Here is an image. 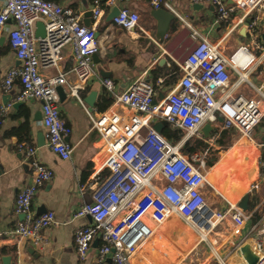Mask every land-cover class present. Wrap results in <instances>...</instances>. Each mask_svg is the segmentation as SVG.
Listing matches in <instances>:
<instances>
[{
	"label": "built area",
	"instance_id": "obj_1",
	"mask_svg": "<svg viewBox=\"0 0 264 264\" xmlns=\"http://www.w3.org/2000/svg\"><path fill=\"white\" fill-rule=\"evenodd\" d=\"M125 1L93 0L90 27L83 25L72 9L49 0H1L0 5V36L5 25L11 22L13 27L7 37L19 63L6 72L3 92H9L14 80H18L20 90L14 103H40L47 148L61 160H69L73 148L67 137L71 129L60 116L55 91L56 86L66 85L87 113L91 129L101 142L102 159L98 164L108 174L96 184L91 201L73 215L89 216L92 221L74 232L76 255L83 260L98 239L101 245L97 264H102L107 256L111 264H134L138 251L172 219L179 220L193 233L196 245L207 242L222 226L229 229L230 236L239 235L251 216L229 202L219 212L211 209L204 193L212 188L205 173V156L200 151L186 154L183 149L187 142H195L194 137L215 115H220L249 140L253 129L264 119V83L256 85L248 78L254 62L249 49L241 46L226 56L219 42H209L183 18L179 19L195 45L183 62L175 63L181 72L179 82L156 102V92L144 71L123 92L113 94L107 110L92 117L86 110L82 93L95 74L92 56L99 52L96 25L118 2ZM188 1L191 5L213 6L215 25L228 24L236 10L249 15L264 6V0H234L231 7L223 0ZM150 5L152 9L173 11L163 0H150ZM39 21L44 26L43 38L34 35ZM114 22L127 33L143 31L138 14L127 8H119ZM247 34L258 35L256 20L251 19ZM66 46L72 51L73 84L67 81L66 73L59 72L50 78L41 74V70L58 68ZM239 53L246 55L242 63L236 60ZM232 74L237 77L234 82H231ZM102 85L112 93L111 80L104 79ZM241 86L249 93L238 91ZM9 108L10 105H4L0 113L5 114ZM160 121L179 131L180 139L172 142L156 132L152 124ZM18 150L26 156L31 181L15 198V213L22 219L10 233L38 243L43 230L59 224L52 212L37 217L31 213L34 196L39 187L52 179L53 173L36 158L34 147L19 144ZM251 237L255 241L250 245L257 255L256 264H264V219L249 228L233 251ZM218 259L219 264H225Z\"/></svg>",
	"mask_w": 264,
	"mask_h": 264
},
{
	"label": "crops",
	"instance_id": "obj_2",
	"mask_svg": "<svg viewBox=\"0 0 264 264\" xmlns=\"http://www.w3.org/2000/svg\"><path fill=\"white\" fill-rule=\"evenodd\" d=\"M49 1L72 9L79 15L83 25L91 26L92 19L86 16V12L90 11L93 0ZM163 1L173 11L163 9L171 13L174 19L170 21L168 32L161 42L156 40L157 22L151 16L153 9L150 0H127L118 2L116 6L137 13L139 27L143 31L127 33L116 26L114 20L106 22L105 18L109 12L96 25L99 52L92 58L95 74L86 83L82 93L83 101L91 92L95 93L92 109L84 101L86 110L92 117H97L107 110L112 103L113 94L123 92L144 71H147V80L156 92V102L179 82L181 72L175 63L183 62L195 45L189 39L188 29L182 25L179 18H183L209 42H219L226 56H231L238 48L246 46L254 57L248 78L256 85L264 83V39H262L264 6L249 15L236 10L228 24L215 25L216 10L209 4L191 5L188 0ZM223 2L227 7L234 5V0H223ZM246 18L256 20L257 36L250 34L245 38L240 36L239 32ZM12 27V23L8 22L0 36V108L10 105L5 114L0 113V264H13L15 261L21 264H97V251L101 245L98 239L92 243L83 260L76 255L74 232L78 228L89 226L92 221L89 216L73 217V215L82 205L91 201L96 184L108 174L107 170H100L98 164L102 159L101 142L91 129L92 124L87 113L71 96L69 87L64 85L61 87L65 97L59 99L57 96V105L61 118L71 129L67 137L73 148L71 158L61 160L47 148L45 138L43 145H37V133H41L44 137L41 117L35 119L36 114L41 116L40 103L29 101L13 107L16 104L14 98L20 90L18 80H14L9 92L4 93L2 90L6 72L19 65L7 37ZM72 67V51L70 46H66L62 50V60L58 68L41 70V74L45 78H50L59 72L66 73L67 81L73 84L75 78L70 72ZM105 73H109L110 77L104 76ZM231 78V82H234L237 77L232 74ZM104 79L113 82L112 93L102 85ZM238 91L249 93L244 86L239 87ZM208 122L209 120L203 127ZM253 130L258 132L257 147L260 153L264 154V119ZM225 131L230 132L223 140L228 143L233 138L234 130H223L219 125L216 126V130L210 132L209 139L205 140L208 144L213 140L209 147L214 149L216 154L221 153L217 157L218 162L209 167L211 170L209 173L216 171L222 165L226 166L229 159H232L233 150L237 151L235 157L239 164L237 166L232 164V172L227 180L218 178L220 184L216 185L213 182L214 188L210 185L212 188H207L204 193L208 197V190L211 189L221 198V202L214 207L208 204L216 212L225 209L226 202H229L249 214L251 219L237 236H230L229 233L227 237L221 238V234H225L229 229L219 227L216 234H212L221 238L216 249L209 238L207 242L196 245L193 233L188 228H184L179 220L172 219L161 226L155 236L138 251L133 259L134 264H219L218 257L225 264H243L238 250L233 251V249L253 224L264 219V170L249 165L250 158L253 157L249 155L247 148L238 145L240 138L232 145L224 147L218 145L216 142ZM198 135L202 137L204 133L200 130ZM19 144L34 147L36 158L53 173L52 179L39 187L34 196L31 213L32 216L37 217L52 212L59 224L43 230L42 240L38 243L16 238L10 233L16 222L22 219L21 215L15 213V198L31 181L29 164L25 154L18 150ZM244 152L248 153L247 157L243 155ZM205 173L207 177L206 170ZM245 197L244 210L240 205ZM247 243H255L253 237L247 240ZM102 264H111L110 257L107 256Z\"/></svg>",
	"mask_w": 264,
	"mask_h": 264
},
{
	"label": "water",
	"instance_id": "obj_3",
	"mask_svg": "<svg viewBox=\"0 0 264 264\" xmlns=\"http://www.w3.org/2000/svg\"><path fill=\"white\" fill-rule=\"evenodd\" d=\"M103 1H105V0H103ZM118 12H119V8L113 7L111 9V11L109 12V14L106 16L105 21L111 22L112 20H114V18L117 16ZM86 16L91 17V12L87 11ZM151 16L157 22L156 40L158 42H161L163 40L164 36L168 32L169 23H170V21H172L174 19V16L164 9H153L151 11ZM250 22H251V18L245 19L244 26L240 29V32H239L240 36L242 38L246 37L247 27H248ZM34 35L36 38H43L44 37V35H45L44 26L41 22L36 23V31H35ZM95 36H97V34H95ZM262 39H264V34H262ZM92 58H94V56H92ZM104 76L110 77V74L105 73ZM55 91H56V94H57L59 99H62L65 97L63 87L56 86ZM94 99H95V93L91 92L86 97V99L84 100L85 103L90 107V109H92V107L94 106ZM19 105H20V103H16L13 105V107H17ZM40 117H41L40 114L35 115V119H40ZM166 125L167 124L165 121H160V122L154 123L152 127L156 132L161 133L162 129ZM202 132L204 133V135H206L204 131H202ZM36 138H37V145L38 146H41L44 144V137L41 133H37ZM245 202H246V197L244 198L242 204L240 205V207L244 210L246 209L245 208L246 207ZM238 255L244 260V262L246 264H256V262H257V255L252 251L250 243H245L242 246H240L238 249Z\"/></svg>",
	"mask_w": 264,
	"mask_h": 264
},
{
	"label": "rangeland",
	"instance_id": "obj_4",
	"mask_svg": "<svg viewBox=\"0 0 264 264\" xmlns=\"http://www.w3.org/2000/svg\"><path fill=\"white\" fill-rule=\"evenodd\" d=\"M211 119H216V120H220V121L221 120H224L229 126L233 127L232 124H230L228 121H226L225 119H223L220 115H215L214 118H211ZM207 126L208 125L206 124L201 129V132L202 131H205V129L207 128ZM234 130L235 131H232L233 138H231V140H229L228 143L225 140L226 141L225 143H227L225 146L234 144V141H238V139L240 138L241 141L238 142V145H243L244 148H247L248 149V152H249V155H252V157H253V159L250 158V164L249 165L252 166V167H258L259 170H261V171L264 170V154L260 153V151H259V149L257 147V143H258V136H257L258 132H257V130H253L252 131V133L250 135V139L251 140H249L245 136H242L238 132V130L236 128H234ZM196 136H197V138L200 137L198 134ZM200 138L203 139V140L209 139V137H206V135H203ZM200 152L202 154H204V156H205L204 157L205 158V160H204V162H205V170L207 172H210L211 170H210V168H208L206 166V162L209 161V160H211L214 164H216L218 162L217 157H219L221 153L215 154V155L214 154L213 155H210L209 153H206V151H204V150H200ZM236 152L237 151L233 150V152H232V159H229L228 164L226 166H223L222 165V166L218 167V169L216 171L213 170L211 173H209L208 178H209V180H210V182H211V184L213 186H214L213 182H215L216 185L218 183L220 184V182H218V178H220V179L222 178L224 180H227L229 178L228 176L232 172L231 171L232 164H234L236 166L239 164V162L237 161V159L235 157L236 154H237ZM243 155L245 157H247L248 156V153L244 152ZM243 165L246 166L245 163H243ZM208 192H209V194L207 195L208 197H206L207 204H210V205H212V207H214V206H216L217 204H219L221 202V198L219 197V195L215 191L209 189ZM183 227L186 228L184 225H183ZM229 233L230 232L227 230V232H225V234H221V238L227 237V235H229ZM221 238H217V237L211 235V237H209V241L215 244V246H214V248H215L216 246L219 245V243L221 241ZM218 254H219V250H218Z\"/></svg>",
	"mask_w": 264,
	"mask_h": 264
},
{
	"label": "trees",
	"instance_id": "obj_5",
	"mask_svg": "<svg viewBox=\"0 0 264 264\" xmlns=\"http://www.w3.org/2000/svg\"><path fill=\"white\" fill-rule=\"evenodd\" d=\"M162 136H164L167 140H170L172 142H175L180 139L181 133L177 130H172L170 126H165L162 129L161 132ZM230 134V132L225 131L222 132L220 139L217 140V144L224 147L227 143L226 141H223L226 139V137ZM207 151L210 155H215L217 152L210 148L205 140L202 139H196L195 142H187L184 146L183 152L186 154H192L194 152L200 151V150ZM213 165V162L211 160L206 162V166L209 168ZM222 187V186H221Z\"/></svg>",
	"mask_w": 264,
	"mask_h": 264
},
{
	"label": "bare ground",
	"instance_id": "obj_6",
	"mask_svg": "<svg viewBox=\"0 0 264 264\" xmlns=\"http://www.w3.org/2000/svg\"><path fill=\"white\" fill-rule=\"evenodd\" d=\"M242 59V60H241ZM246 59V55L245 54H242V53H239L237 56H236V60L238 63H242L244 60ZM207 128L205 129V134H206V137L209 136L210 132L216 130V126H221V129L223 130H229V129H233V127L229 126L224 120H216V119H211L209 120V122L207 123ZM235 131V130H234ZM196 139H200V137L198 138H194V140ZM207 142V141H206ZM211 142H213V140H211ZM211 142L209 144H211ZM208 144V143H207ZM208 144V146H209ZM207 153V151H206ZM208 175H209V172L207 173V181L210 183V185L212 186L209 178H208ZM213 187V186H212ZM214 188V187H213Z\"/></svg>",
	"mask_w": 264,
	"mask_h": 264
}]
</instances>
